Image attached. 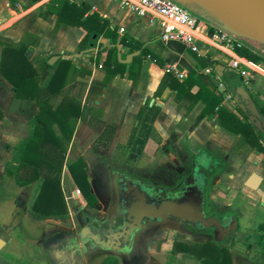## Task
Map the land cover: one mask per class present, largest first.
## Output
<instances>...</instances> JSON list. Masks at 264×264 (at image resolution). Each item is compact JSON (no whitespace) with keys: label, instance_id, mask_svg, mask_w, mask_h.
<instances>
[{"label":"trees","instance_id":"obj_1","mask_svg":"<svg viewBox=\"0 0 264 264\" xmlns=\"http://www.w3.org/2000/svg\"><path fill=\"white\" fill-rule=\"evenodd\" d=\"M12 1V0H11ZM40 2L42 0H33ZM40 17L50 20L56 16L57 30L67 24L82 28L85 36L77 46V52L90 54L91 61L101 67L105 73V82L115 76L127 75L129 80L138 82L141 68L145 61H150L164 70L154 97H161L170 89L175 92L176 103L188 112L197 104H202L197 122L205 118H216V124L237 138L236 150L248 156L253 152L264 154V139L258 135L246 114L235 105L232 110L229 102L240 96L238 88H245L256 104L259 115L264 120V102L245 87L243 80L234 71L227 68L217 59L197 56L201 68H193L183 80L177 79L172 72L166 70L171 62L170 57H163L152 52L129 34L120 35L119 29L97 12H91L87 3L77 4L73 0H50L40 7ZM210 28V34L213 33ZM105 40L102 42L101 40ZM40 38L27 34L17 46L3 44L0 57V74L15 88L16 97L32 100L38 107V114L30 121L29 137L21 141L13 151L12 160L5 165V174L12 177L18 187H26L32 183L39 184L38 194L29 212L34 222L45 220L65 221L69 211L61 186V176L67 159V146L74 138L78 121L84 118L85 107L82 102L66 94L78 75L89 74L90 71L78 68L71 59L60 57L53 65H49L52 55L43 56L36 49ZM169 47L183 53L186 48L176 42ZM127 49L129 54L138 52L131 64L121 63L118 53ZM241 56L259 63L263 58L248 47L239 49ZM105 55L104 59L101 56ZM211 68L205 75L203 71ZM217 80V81H216ZM221 86V88H220ZM62 96L57 105L58 98ZM165 118L163 110L150 106L147 101L134 116V126L120 151L125 163L137 161L144 155L146 147L155 137V122ZM117 128L105 125L89 143L94 155L105 157L113 143ZM263 142V143H262ZM68 171L82 195L90 206L96 204L91 193L89 168L83 158L70 163ZM253 244L264 255V223L253 231ZM234 241V240H230ZM195 244L176 242L174 253H188L200 259L204 264H233L231 250L225 243L206 241ZM249 244V252L254 248ZM100 264H118L112 258L104 259ZM263 264V263H258Z\"/></svg>","mask_w":264,"mask_h":264},{"label":"crops","instance_id":"obj_2","mask_svg":"<svg viewBox=\"0 0 264 264\" xmlns=\"http://www.w3.org/2000/svg\"><path fill=\"white\" fill-rule=\"evenodd\" d=\"M49 1L0 0V57L3 44L17 46L27 34H31L40 38V43L36 49L40 55H59L65 59H71L78 68L90 71L89 74L78 75L75 82L66 90V94L81 101L85 107L84 118L80 119L76 125L74 140L84 141L89 134L92 136V140L105 125H112L117 128L114 139L119 130L124 127L131 131L135 124L134 116L149 101L150 106L160 107L165 114L162 122L157 121L154 124L155 137L157 133L161 137H166L162 141L161 138H158L160 141L156 142L157 151L161 144H166L167 133L165 129L172 131L178 125L180 128L188 129L192 135H196L205 143L208 142L207 138L210 135L228 139V143L222 145L229 146L230 153L234 155V152L237 151L235 149L237 138L220 128L216 124L215 117L203 119L198 123L202 126L196 128H190L189 125L182 123V120L191 122L193 125L197 123V118L203 109L202 104H198L199 109H197L196 115L187 118L189 112L177 105L175 92L167 89L161 97H154L164 70L150 61L143 63L137 83L129 80L127 75H117L110 82H105L104 71L91 61V55L76 51L77 46L85 36V31L82 28L67 24H63L55 30L56 16H52L50 20H44L40 17V7ZM73 1L77 4L87 3L91 7V12H97L106 18L113 27L119 29L120 35L129 34L135 40L144 43L145 47L152 52L165 58L170 57V63H175L187 75L191 69L201 68L197 59L199 55L190 52L184 45L186 50L183 53H178L172 50L168 44H163L159 39L161 29L158 23L153 22L149 16L139 18L135 13L122 10L116 3L109 0ZM101 41L104 42L105 40L102 39ZM200 48L205 54L207 53L209 58L219 61L215 53L212 51L211 53L206 45L201 44ZM119 53L122 59L129 55L127 49H121ZM104 58L105 55H102L101 59ZM249 91L261 94L264 99L262 82L258 83L255 89H249ZM170 92L173 93V101L165 103L164 97ZM61 100L62 96L58 98L57 105ZM38 111L34 101L17 98L13 85L0 74V188L6 176L5 165L12 160L14 148L29 137L30 121L38 114ZM207 119H210L209 123L216 128L211 134L203 129L202 122L206 123ZM138 160L131 163H136ZM91 175L93 177V174ZM260 175L263 176L264 174ZM92 177L90 178L91 181ZM139 177L144 178L145 176ZM251 194L254 199L258 198L254 193ZM263 194L264 191L261 190V195L264 197ZM0 242H4L2 237H0ZM8 261L11 262L0 255V264H7Z\"/></svg>","mask_w":264,"mask_h":264},{"label":"flooded vegetation","instance_id":"obj_3","mask_svg":"<svg viewBox=\"0 0 264 264\" xmlns=\"http://www.w3.org/2000/svg\"><path fill=\"white\" fill-rule=\"evenodd\" d=\"M236 99L239 102H236ZM244 101L240 96V98L236 97L233 102L239 107V104ZM246 116L248 117L249 114ZM254 129L264 139L261 132L257 131L255 127ZM165 143V145L161 144L158 150L159 169L153 180L147 176L143 178L130 174L115 163H104L101 160L102 175L100 180L97 183L90 181V191L96 204L90 206L88 200L79 191L76 200L80 203L83 201V203L76 210L77 226L72 221L66 231L51 238L52 251L46 260L47 264H92L99 255H105L104 259H115L118 264H121L122 261L127 264H135L142 246L149 245L168 233L173 238L172 250L176 242L188 244L197 241H214V229H196L191 225L179 224L170 218L163 224L146 223L145 229L132 236L126 235L117 238L114 242V245L118 246L116 251L103 249L96 245V240H94L96 230H117L123 226V215L117 207V194L120 193L117 174L120 173L141 180L153 199L165 201L175 199L184 193L186 184H191L194 181V173L197 171L204 179V213L206 217H214L221 223L232 218L236 220L235 232H229L223 242L235 240L241 235L240 215L239 211L234 209V204L240 202L246 206L260 205L264 199L261 195L264 180L257 191L245 187V182L243 184L247 190L257 195V199L247 194L238 195L242 191L236 190L232 183L237 180V174L242 168L237 163L236 156L230 153L229 146L205 143L196 135H192L188 129L180 128L178 125L171 133H167ZM251 155L260 154L253 152L249 156ZM261 155L264 156V154ZM170 164L173 166L172 174H169L168 171ZM124 165L127 166L126 163ZM252 165L257 167V161H253ZM253 172L255 171H250L247 178ZM91 174H89L90 178ZM224 177L226 181L223 180ZM262 177L264 178V175ZM234 190L236 193L232 200H229Z\"/></svg>","mask_w":264,"mask_h":264},{"label":"rangeland","instance_id":"obj_4","mask_svg":"<svg viewBox=\"0 0 264 264\" xmlns=\"http://www.w3.org/2000/svg\"><path fill=\"white\" fill-rule=\"evenodd\" d=\"M194 14L201 18L200 22L203 23L207 21L201 17L199 12L194 11ZM259 47L264 49L263 46ZM253 94L264 102L261 94H256L255 92H253ZM164 101L165 103L169 101L172 102L173 93H168L164 97ZM228 105L232 110L235 108V103L233 101H230ZM197 109H199L198 104L189 111L187 118L196 115ZM209 120L210 119H207L206 123H202L203 129L211 134L216 128L209 123ZM182 123L189 125L190 128L200 126L198 125V122L193 125L191 122H185L182 120ZM165 130L167 133H171L169 129ZM129 132L130 129L126 127L119 130L118 135L113 140V144L105 157L94 155L89 149V143L92 137L90 134L84 141H79L77 139L74 140L73 138L68 144L67 159L61 176V186L69 211V217L65 221L53 219L40 222L32 221L29 217V212L38 194L39 184L32 183L26 187H18L12 177L5 176L0 188V237L4 239V242L1 244L0 255L11 261H8L7 264H47L46 260H48L52 251V247L50 246L51 238L66 231L72 221L77 226L78 217L76 216V210L83 201L81 200L82 202L80 203L76 200L77 195H79V189L68 171V165L70 163L79 158H83L89 168V173L93 174L92 181L96 183L100 180L102 175L101 160L104 163H115L117 166L127 170L130 174L147 176L150 180L155 179L159 169L157 161L158 151L156 149L157 140L150 142L147 151L141 158H139L138 162L126 163L127 166H125V157L119 147L120 145L125 144ZM156 138H161L162 141L163 138L165 139L166 137H161L157 133ZM207 141L212 145L228 143V139L212 137L211 135L208 136ZM234 155L236 156V161L240 164L242 170L237 174V180H235L232 185L236 190L238 189L242 191L238 195H252L243 184L249 172L252 170L259 174H264V156H243L237 151L234 152ZM253 161H257V167L252 165ZM168 171L169 174L173 173L172 164L168 165ZM223 180L226 181V178L224 177ZM261 190L264 191V186ZM233 192L234 193L229 200H232L236 193L235 190ZM234 209L239 211L241 235L234 241L228 240L224 242L225 246L229 247L231 250L233 264H264L263 252L260 249H255L252 234L261 223H264V200H262L260 205L255 204L249 206L236 202L234 204ZM172 240V236L168 233L164 234L163 237L155 242L142 246L136 257L135 264H204L192 254L174 253L172 250ZM200 242L201 241H197L196 243ZM191 244L195 243L191 242ZM249 244H252L254 247L251 248V252H249ZM104 256L105 255H99L92 264H99V262L104 259ZM121 264L127 263L122 261Z\"/></svg>","mask_w":264,"mask_h":264},{"label":"water","instance_id":"obj_5","mask_svg":"<svg viewBox=\"0 0 264 264\" xmlns=\"http://www.w3.org/2000/svg\"><path fill=\"white\" fill-rule=\"evenodd\" d=\"M176 2L188 7L181 0ZM191 4L204 8L218 17L222 23L210 20L203 15L204 20L211 22L222 29H225L245 40L255 42L264 46V0H187ZM139 53L135 52L118 59L121 63L131 64L134 57ZM59 55H54L49 60L53 65ZM236 93L243 97L244 103L239 108L249 114V122L260 131L264 137V120L261 119L254 101L250 98L245 88H238ZM236 102H239L236 99ZM116 175V174H115ZM120 193L117 194V207L120 209L124 223L117 230L99 229L95 231L94 240L96 245L103 249L116 251L118 246L114 245L115 240L126 235L145 229L146 223L163 224L173 218L182 225H191L196 229H214V241L222 243L229 232H235L237 223L234 218L221 223L214 217H206L204 213V179L195 171L194 181L186 184V191L175 199L158 201L153 199L145 187V184L136 178L128 177L125 174H117ZM264 178L253 172L245 181V187L257 191ZM2 242H0V245Z\"/></svg>","mask_w":264,"mask_h":264},{"label":"built area","instance_id":"obj_6","mask_svg":"<svg viewBox=\"0 0 264 264\" xmlns=\"http://www.w3.org/2000/svg\"><path fill=\"white\" fill-rule=\"evenodd\" d=\"M109 1L116 3L122 10L135 13L139 18L149 16L153 22H157L161 29L159 39L163 44L180 43L190 52L208 57L200 48V45L204 44L210 52L215 53L221 63L240 76L245 87L252 90L260 82L264 85V49L259 47L262 45L245 40L208 21L200 22L201 18L191 9L175 0ZM210 28L214 30L212 34L209 32ZM244 47L250 48L262 57L263 61L256 63L241 56L238 51ZM166 70L172 72L179 80L187 76L175 63L168 64ZM211 72V68L203 71L205 75Z\"/></svg>","mask_w":264,"mask_h":264},{"label":"bare ground","instance_id":"obj_7","mask_svg":"<svg viewBox=\"0 0 264 264\" xmlns=\"http://www.w3.org/2000/svg\"><path fill=\"white\" fill-rule=\"evenodd\" d=\"M182 2H184L187 6H189L190 8H192L193 10L199 12L201 15H203L204 17L210 19V20H213L215 22H218V23H222L223 22L218 18L216 17L215 15H213L212 13L208 12L207 10H205L204 8L202 7H199L197 5H194V4H191L189 2H186L187 0H181Z\"/></svg>","mask_w":264,"mask_h":264}]
</instances>
